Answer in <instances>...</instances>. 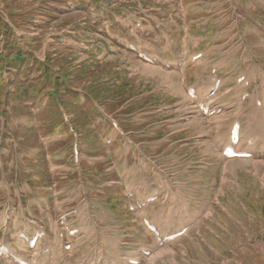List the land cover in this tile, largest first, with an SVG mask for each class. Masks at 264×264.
Instances as JSON below:
<instances>
[{
    "label": "rangeland",
    "instance_id": "obj_1",
    "mask_svg": "<svg viewBox=\"0 0 264 264\" xmlns=\"http://www.w3.org/2000/svg\"><path fill=\"white\" fill-rule=\"evenodd\" d=\"M179 7L187 10L180 16L185 33L195 32L207 23L212 36L224 30L222 38L210 39L207 47L225 48L218 57L227 58L222 61L210 53L211 58L196 66L197 73L204 72L202 66L209 62L227 63L224 73H232L236 67L240 70L241 66L257 74L263 70L264 0H0V243L13 248L11 237L18 231L15 220H25L52 234L53 218L59 220L70 212L90 213L91 208L99 225L117 239L114 253L125 257L135 243L156 247L143 264H264V154L257 153L256 166L251 160L231 165L221 162L213 140L190 150L198 158L197 165L193 164V156L149 160L154 165L176 161L173 174L183 189L195 179L210 180L214 186L221 183L219 201L228 213L217 203L201 227L163 247L156 246L145 230L137 237H123L132 233L126 210L128 188L135 180L146 181L149 177L142 157L158 149L152 145L158 140L157 133L165 137L186 128L179 140H188L192 132L214 136L216 141L226 138L224 129L232 123L233 115L229 114L228 123L212 132H202L203 127L196 122L147 126L156 111L153 104H157L141 98L147 89L157 82L162 83L159 88H164L169 82L173 85L170 88L178 91V85L172 83L169 74L144 63L139 53L128 51V26L135 19L145 18L140 10L155 8L161 18L169 19L172 10L179 11ZM191 20L197 21L196 29H190ZM236 47H240L239 54L243 50L244 61L237 57L230 63ZM17 58L19 62H11ZM260 80L263 85L264 78L257 79L248 89L253 99ZM86 94L97 99V114L92 108L93 99ZM61 119L63 126L59 124ZM251 120L244 122L248 133L255 132ZM113 121L127 132L128 143L125 137L115 134L114 143L106 145L113 135ZM75 147L79 149L77 159ZM200 154L211 156L200 158ZM206 162L213 165L212 171L204 175L190 171ZM248 172L253 173L252 177ZM181 194L182 188H178L171 199L177 201ZM165 201L161 198L152 212L161 206L170 211L172 205ZM13 209L16 215L10 217L7 213ZM4 217H9L7 224ZM80 221L79 215L71 220L77 226ZM28 228L25 224L26 231ZM97 234L92 233L81 247L83 252L89 253L87 245L99 243ZM50 241L58 246L55 234ZM102 244L105 246V240ZM14 247L18 248L17 244ZM104 254L97 249L94 262Z\"/></svg>",
    "mask_w": 264,
    "mask_h": 264
},
{
    "label": "bare ground",
    "instance_id": "obj_2",
    "mask_svg": "<svg viewBox=\"0 0 264 264\" xmlns=\"http://www.w3.org/2000/svg\"><path fill=\"white\" fill-rule=\"evenodd\" d=\"M141 66V65H140ZM151 69H153V70H157V69H154V68H151ZM157 71H159V70H157ZM147 72H149V71H147ZM160 72H162V71H159V73ZM154 73H156V71H154ZM164 73V72H163ZM162 74V73H161ZM164 75V74H163ZM159 79V78H158ZM165 79V78H164ZM166 80V79H165ZM263 85H264V83H263ZM257 100H259V101H261L260 99H257ZM257 103H258V101H256L255 102V105H256V112H257V114H258V116H260V114H264V108L262 107V101H261V105L260 106H258L257 105ZM196 124H199V125H201L202 127H203V129H201V131L203 132V131H206L207 129H206V123H205V121L204 120H202V119H198L197 121H196ZM255 124H260V122H255L254 123V125ZM232 126V125H231ZM231 128V127H230ZM241 131H242V127H241ZM229 132H230V129H229ZM257 132H261V133H263V135H264V129H262L261 127L257 130ZM247 136V135H246ZM245 136V137H246ZM259 142H260V138L258 137V141H257V144H256V146L259 144ZM243 143H244V145H246L247 144V139H245L244 141H243ZM253 144V143H252ZM241 145V144H240ZM203 148V147H202ZM213 148V147H212ZM239 150L240 151H243L242 149H240L239 148ZM261 150L262 151H264V144H263V146L261 147ZM201 151V150H200ZM215 154V153H214ZM220 157V156H219ZM232 163L231 165H234L235 164V161L234 160H230L229 161V163ZM242 163V162H241ZM250 163V162H249ZM243 164H245V163H243ZM251 164H253V165H258V163H251ZM225 171V170H224ZM6 222V221H5ZM159 227V226H158ZM159 228H163V226L161 227H159ZM28 230H29V228H28ZM22 232H24V233H26V232H28V231H24V230H22L21 228H20V231L19 232H17L18 233V235H15V236H13L12 237V239L13 240H18L19 241V243L21 244V246L24 244L25 245V240H22V239H19V235L22 233ZM0 247H1V245H0ZM8 262L9 263H11V264H14V262L12 261V260H8Z\"/></svg>",
    "mask_w": 264,
    "mask_h": 264
},
{
    "label": "trees",
    "instance_id": "obj_3",
    "mask_svg": "<svg viewBox=\"0 0 264 264\" xmlns=\"http://www.w3.org/2000/svg\"><path fill=\"white\" fill-rule=\"evenodd\" d=\"M35 91H37V90L35 89Z\"/></svg>",
    "mask_w": 264,
    "mask_h": 264
}]
</instances>
